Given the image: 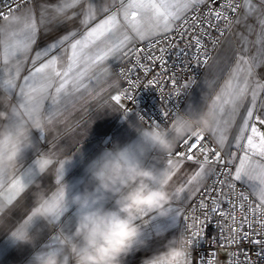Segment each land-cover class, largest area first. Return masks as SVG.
<instances>
[{"label":"snow or ice","instance_id":"1","mask_svg":"<svg viewBox=\"0 0 264 264\" xmlns=\"http://www.w3.org/2000/svg\"><path fill=\"white\" fill-rule=\"evenodd\" d=\"M25 3L31 4L32 0H25ZM204 4L216 7L210 6L202 17L193 15L191 19L196 26L202 27L203 20L209 28H216L220 21H224V27L230 29L233 23L240 24L241 19L237 16L233 21L228 11L236 14L241 8L245 22L255 17L259 25L255 40L257 52L254 55L246 54L249 51V41L248 37L244 36L242 51L237 53L226 79L209 104L212 115L206 132L197 129L194 135H177V125L187 126L183 116L179 114V109L163 112L165 119L170 112L173 114V120L166 128L175 147L182 146L184 150L176 152L174 147L172 151L163 153L165 163L157 168L167 174L170 182L185 161L198 165V169L188 177L186 184L171 192L172 204L169 206V211L183 220L185 229L181 234L187 237L192 250L194 244L205 238L207 227L214 225L222 235L224 243L221 246L226 247L247 240L258 247L257 257L264 259V75L257 71L258 68L264 67V14L256 15L260 11L259 6L264 5V0H40L38 16L34 8L26 9L20 16L11 15L14 9L9 5L7 13L0 12V21L8 22L0 24V90L7 96L12 111L10 118L0 123L16 134L24 133V149L31 146V129L39 130L47 142L46 133L63 116L67 107L65 102L70 101L71 97L81 90L87 91L89 84L86 81H98L101 75L107 76L109 69L106 62L110 57L135 54L137 65L144 68L145 72L150 71L149 67L139 64L140 54L144 50L133 52L132 43L171 33L179 27L178 22L187 24L188 13ZM97 20L99 22H96ZM77 21L80 28L72 27ZM246 27L251 34L253 25L246 24ZM187 31L185 28L181 36ZM218 31L223 35V29ZM192 40L197 53L192 59L198 65L207 66L210 57L201 39L193 36ZM40 41H43V44L33 52ZM160 51L163 52L164 49ZM148 58L160 61L163 70L167 71L163 57L150 55ZM27 62H30L32 67L28 75L23 76V82L18 83ZM169 79L174 85L175 76L172 75ZM194 82L193 79L192 83ZM127 83L129 88L110 97L118 109H123L125 116L130 109L123 101L133 102L134 95L130 90L139 87L130 78ZM158 83L156 78L148 81L149 86ZM182 87L185 90L190 89L188 83ZM179 93L180 90L177 89V95ZM46 101H50L48 108H45ZM0 110L7 111L8 108L3 105ZM242 110L244 115L236 128V121ZM196 111L199 110L189 107L185 115L191 116ZM140 119L144 121L143 117ZM152 126L162 125L152 121L147 128ZM234 130L235 136L232 137ZM206 133L212 137L220 150L207 145ZM230 138L241 154L229 153L228 159L225 160L222 151L228 146ZM21 153L11 166L10 180L6 172H0V217L5 209L13 206L14 202L26 193L32 196L34 207L36 193L43 191L45 204L41 206L51 209L52 214L37 218L30 210L22 218V222H18L11 231V235L17 241H30V229L40 220L52 230L46 244L49 251L66 253V243L70 241L71 234L62 226L61 217L67 211L68 204L63 182L68 159H60L53 148L40 151L33 161V166L24 168L20 163ZM235 160L239 163L232 172L229 165ZM216 164L223 165L227 170L223 174L231 176L234 181L249 184L256 197L254 204L243 192L239 193L238 204L226 198L223 200L224 204L230 206V210L221 206L222 201L219 198L212 199L211 206L202 198L199 202L202 217L195 215V208L190 216L184 215L174 204L188 198L187 195L181 196L188 186L195 185L192 191H199L207 175L214 170L209 166ZM53 168L56 190L49 191L46 190L44 180ZM33 182H37L39 187ZM219 183L223 185L225 182ZM227 186L234 192L235 184ZM246 204L248 206L245 211ZM237 209L242 215L240 221L236 219ZM217 216L221 217L218 224L215 223ZM229 221L233 225L238 224L239 228H232L224 235ZM255 224L260 225V231L244 230L245 225L253 229ZM44 253L38 254L35 260L41 259ZM215 255L213 252L212 257ZM237 255L229 253V264H232L231 257ZM243 255L245 260H238L237 264H254L247 251H244ZM71 260V255H62V264H71ZM192 264H214V259L192 255Z\"/></svg>","mask_w":264,"mask_h":264},{"label":"crops","instance_id":"2","mask_svg":"<svg viewBox=\"0 0 264 264\" xmlns=\"http://www.w3.org/2000/svg\"><path fill=\"white\" fill-rule=\"evenodd\" d=\"M50 2H55V0H50ZM259 7L260 11L256 13L257 16L264 14V5H260ZM28 8H34L38 16L40 0H32L31 4L28 3L11 15L20 16ZM238 16L241 19V23H233L231 26L227 36L222 40L201 79L183 106L180 115H185L189 107L199 111L209 107L212 97L226 79L237 53L241 52L244 47L242 39L244 36H247L249 41L247 45L249 51L246 54H256L257 45L255 44V40L256 32L259 31V25L256 23L255 17L245 22L242 8ZM96 22L99 21L97 20ZM7 23V21H0V24ZM246 24L253 25L251 34L248 32ZM72 27L80 28L78 21L74 22ZM80 30L83 31L82 28ZM138 42L143 41H134L131 48ZM42 44L43 41H40L33 49V52L38 50ZM124 57L123 55L110 57L106 62L109 74L107 76L101 75L98 81H86L89 84L88 90H81L80 93L71 97L70 101L65 102L67 107L64 110L63 116L46 133L47 142L39 130L31 129L29 132L31 146L23 149L20 156V163L24 168L33 166V161L40 151H47L53 148L60 159H68L65 164L63 177L68 204L67 211L61 217V224L65 231L70 234L74 230L76 210L69 201L74 194L82 191L84 185L88 183L89 169L93 162L106 149L129 146L135 150L138 144L144 143L141 138V132L147 127L136 116L129 113L125 116L123 109H118L110 99L120 89L121 81L115 72V66ZM31 67L30 62L25 63L21 72V79L18 83L23 82V76L28 75ZM257 71L264 75V67L258 68ZM113 84H117L118 86H110ZM16 91L18 92V89ZM0 97H7L2 94V90H0ZM13 102L15 101L13 100ZM0 106H3V104H0ZM49 106L50 101H46L45 108ZM243 115L244 112L242 110L240 116L237 118L236 128L239 127ZM2 125L3 123H0V126ZM234 136L235 130L232 132V137ZM108 143H110V146H108ZM146 147L147 155L146 157H142L144 162L156 167H162V164L165 163L163 153L158 152L150 145H146ZM223 152L227 158L229 157V153L241 154L234 147L231 138ZM238 163V160L233 162V172L235 171V165ZM209 167L213 168L211 165ZM197 169V164L185 161L169 182V190L172 192L175 188L185 185L188 177ZM211 174L212 171L207 175L202 186L210 178ZM239 182L246 185L253 195L251 188L247 185L248 183ZM44 184L46 190H56L54 168L46 175ZM193 187L195 185L188 186L186 192L181 194L182 197L187 195L188 198L186 200L174 204L175 207L181 209V212L183 206L197 192L192 191ZM253 197L256 199L254 195ZM33 203L32 196L26 193L22 198H18L13 206L5 209L3 216L0 217V264H38L35 257L40 253L49 251L46 244L52 230L50 227L45 226L43 221H36L30 229L32 237L30 241H17L11 235V231L14 230L18 222H22V218L31 210ZM144 219L147 220V223L140 221L137 223L141 229L140 239L146 241V246L134 245L132 253L124 259L123 264L142 263L145 258L162 251L165 242L170 238L178 236L180 233L181 219L174 214H171L168 218H159L154 214H150ZM160 233L163 235H158ZM71 264H74L73 259L71 260Z\"/></svg>","mask_w":264,"mask_h":264},{"label":"clouds","instance_id":"3","mask_svg":"<svg viewBox=\"0 0 264 264\" xmlns=\"http://www.w3.org/2000/svg\"><path fill=\"white\" fill-rule=\"evenodd\" d=\"M7 111L0 110V121L10 118L11 108L7 97H0ZM211 111H196L183 115L187 126L177 125V135H194L197 129L206 132L211 124ZM144 143L133 150L129 146L104 150L89 169V181L82 191L74 194L69 203L75 208V226L66 243V253L49 251L42 254L38 264H62V255H71L74 264H123L134 245L146 246L140 239L138 221L150 214L168 218L172 213V194L167 174L155 165L146 164V145L161 153L170 152L175 145L163 126L144 128ZM24 133L0 126V172L12 178L11 166L25 148ZM36 187H39L37 182ZM43 191L36 193L31 209L37 218L52 214L46 206ZM111 205V206H109ZM158 235H163L162 233ZM192 248L187 237L180 234L167 240L163 250L145 258L142 264H192Z\"/></svg>","mask_w":264,"mask_h":264},{"label":"built area","instance_id":"4","mask_svg":"<svg viewBox=\"0 0 264 264\" xmlns=\"http://www.w3.org/2000/svg\"><path fill=\"white\" fill-rule=\"evenodd\" d=\"M28 3L25 0H0V12L7 13L9 10V5L14 11L19 10ZM216 5L204 4L199 6V8L194 9L192 12L188 13V22L183 24L178 22L179 27L174 29L169 34H162L157 37H153L149 40L136 43L131 50L143 49L144 51L140 54L139 64L149 67L151 70L145 72L144 68L137 65V57L135 54H129L123 58L116 66L115 72L118 75L121 86L118 92L125 88H129L127 79H132L135 81L139 87L133 88L130 91L134 95V101L129 102L124 100L125 105L130 109L128 112L136 116L140 121V117L144 118L141 121L146 127L152 121L161 124L163 127H167L173 120V114L170 112L168 117L165 119L163 112L170 109H179V114L182 112L183 106L188 100L189 96L193 92L194 88L201 79L206 67L198 65L193 56L196 55V50L194 46L193 36L199 37L202 44L206 48V53L210 57L208 64L210 63L213 55L217 51L222 40L227 36L230 29L224 27L225 22L220 21L216 28H209V26L201 21V26H196L192 22V16H203L207 9ZM241 9L239 10V12ZM238 13L234 14L228 11L229 17L235 21ZM11 13V14H12ZM187 28V33L181 36L184 29ZM205 29L207 30L205 32ZM218 29H223V35L220 34ZM215 42V43H214ZM190 44L192 46H190ZM164 49L163 52L160 50ZM163 57L164 63L167 65V71L163 70L160 61H153L149 59V56ZM131 70V71H130ZM159 74V75H158ZM175 76V84L170 81L169 77ZM156 78L159 80L158 84L148 85L149 80ZM194 79V84L192 83ZM188 83L190 89L185 90L182 86ZM177 89L180 90L179 95H177ZM187 91V93H185ZM185 93V94H184ZM205 139L208 146L215 147L220 150L218 145L215 144L212 137L205 134ZM110 146V143H108ZM184 150L182 146L175 147L176 152ZM222 156L227 160V156L222 151ZM202 160L203 157L201 156ZM213 167L212 174L210 178L205 182V184L197 191L188 203H186L182 208V213L184 215H191L192 209H196L195 215L202 217V211L199 208V202L203 198L209 206H211V201L214 198H219L222 201L221 206L229 209L230 206L223 203V200L229 199L239 203V193L243 192L249 197L250 202H255V198L251 194L250 189L240 183L239 181H234L231 176L223 174L227 170L221 164L211 165ZM233 172V164L229 165ZM219 181H224L222 185ZM235 184L234 192L227 185ZM247 204L245 205V211L247 210ZM242 218L241 212L236 210V219L240 221ZM251 220L252 217H249ZM221 217L217 216L215 218V223L218 224ZM191 223V220H189ZM232 228H239L238 224H231L228 222L227 231L224 235H227ZM185 224L183 220H180V233L184 231ZM245 231H260V225H253V229H249L247 225L244 228ZM264 238V237H262ZM224 243L221 233L217 230L214 225H209L206 229V236L204 239L200 240L197 244L193 245L192 254L193 256H203L206 259H214V264H229V253H237V256L231 257L232 264H237V261H244L245 257L243 255L244 251H247L254 264H264V259L257 257L256 253L259 250L254 244L249 243L247 240H241L238 244L221 246ZM215 252V257H212V253ZM142 264V263H140Z\"/></svg>","mask_w":264,"mask_h":264},{"label":"rangeland","instance_id":"5","mask_svg":"<svg viewBox=\"0 0 264 264\" xmlns=\"http://www.w3.org/2000/svg\"><path fill=\"white\" fill-rule=\"evenodd\" d=\"M249 186V184H247Z\"/></svg>","mask_w":264,"mask_h":264}]
</instances>
